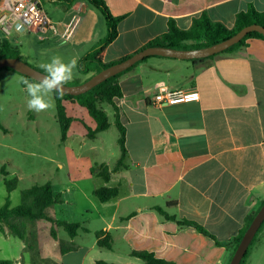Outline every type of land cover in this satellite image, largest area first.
Masks as SVG:
<instances>
[{"label": "crops", "instance_id": "0c3cea01", "mask_svg": "<svg viewBox=\"0 0 264 264\" xmlns=\"http://www.w3.org/2000/svg\"><path fill=\"white\" fill-rule=\"evenodd\" d=\"M62 1L65 0H41L55 28L41 40V63L53 55L79 61L106 36L105 18L97 8L86 0H75L71 5ZM104 1L115 17H122L117 38L104 54L105 64L133 55L165 34L170 20L188 30L195 19L206 14L212 21L233 29L237 14L250 5L264 12V0ZM4 3L0 0V10ZM91 76L76 68L72 81L81 84ZM22 79L14 70L1 69L0 89H16L27 96ZM119 84L123 96L115 98L113 105L126 128V166L111 172L108 182L93 175L91 168L104 164L112 171L120 158L119 133L118 149L111 155L104 137L113 126L117 129L114 106L108 104L110 113L105 109L110 127L90 139L87 127L94 129L96 122L89 114L91 119L77 116L82 109L78 103L64 102L73 121L61 144L77 159L83 151L91 158L82 169L60 165L62 177L51 184L54 194L63 201L49 212L56 220L78 223L81 228L73 239L59 228L57 240L42 244L41 257L58 264H142L132 252L147 251L177 264H229L233 256L230 250L178 221H194L217 240L228 241L240 233L264 201V40L249 39L246 46L203 62L152 57L123 74ZM177 90L198 91L200 99L155 104L156 95ZM3 127L4 132H10ZM20 152L27 155L22 149ZM3 166L8 175L1 173ZM3 166L0 207L8 195L5 179L18 178L17 166ZM18 181L17 188L9 194L12 208L27 189L20 186L19 178ZM101 186L117 187L118 197L100 202L94 191ZM157 207L176 220L165 218ZM0 225V261L30 264L26 241L11 234L4 223ZM99 232L103 238H110V249L98 245ZM61 242H72L75 249L63 254ZM263 254L261 232L246 264H261Z\"/></svg>", "mask_w": 264, "mask_h": 264}, {"label": "trees", "instance_id": "16d2710c", "mask_svg": "<svg viewBox=\"0 0 264 264\" xmlns=\"http://www.w3.org/2000/svg\"><path fill=\"white\" fill-rule=\"evenodd\" d=\"M74 1L75 0H65L62 2L66 5H71L74 3ZM86 1L88 2V4L97 8L102 13L105 18L107 28L106 36L100 41H98L91 49H89L78 61L77 68L80 73H92L94 75L100 72L101 70L110 67L111 65H114L129 58L132 55L124 57L111 64H105L103 62V57L108 46L117 38V25L122 19V17H115L110 12L104 0ZM252 24H257L264 27V12L258 11L253 5H250L245 11H241L237 14L235 27L233 29H228L225 25L220 22L212 21L206 14H203L200 18L195 19L192 23L191 28H189L188 30L180 29L173 20H170L168 23V31L165 34L147 43L139 51L147 47H167L176 50L200 49L221 42L231 37L244 27ZM253 38H259L264 40V37L260 33L250 32L242 40H240L238 43L231 46L222 53L233 52L241 47H244L247 45V41ZM215 56L216 55L202 60L188 61L194 63L203 62L205 60L212 59ZM152 57H147L143 59L133 67L127 69L126 71H123L122 73L110 77L109 79L103 81L102 83L96 85L94 88L81 95L72 96L64 94L61 97L54 93L53 95L56 101V116L61 131V142L66 141L69 128L73 121V119L69 117L66 113V108L64 106L65 101H72L78 103L80 106L84 107L87 110L88 114L96 122V127L94 129L87 127V137L90 139L95 138L98 133L106 131L110 127L107 112L104 109H101L99 105L101 103L113 105V100L115 98H121L123 96V93L119 84V78L123 74L132 70L141 62H144ZM2 58H17L23 60L21 52L18 50V48L13 47L10 42L6 39L0 40V59ZM40 71L43 72L42 69ZM21 76L23 79H28L32 82H36L28 76ZM67 85L70 84L68 83ZM114 108L116 111L115 125L119 132L118 145L121 153L120 158L117 162V165L114 169H112V171H110V169L104 164L96 165L91 168V173L97 177L102 178L105 182H108L110 180L111 172L117 171L120 167L126 166L124 163L127 157V149L125 145L126 128L120 121L118 110L115 106ZM0 128L4 129L1 123ZM1 173L4 175H8L4 166L1 169ZM18 182V178L5 179V186L8 195L6 196L5 204L0 207V224L4 223L9 228L11 234L26 241L27 251L30 253L31 256L30 264H58L50 259H45L41 257L42 244L51 239L57 240L59 228H63L69 235L70 239H73L76 236L79 228H81V225L78 223H67L63 221H58L50 214L49 209L55 204L61 203L63 201L60 195L54 194L51 182H47L44 184H36L31 186L30 188L23 190L21 192V204L17 207L12 208L10 204L9 194L17 188ZM94 194L100 202L105 203L116 199L119 195V190L117 187L101 186L95 189ZM263 204L264 201L260 203V205L253 212V214L248 218L245 226L240 231V233L236 237L228 241L217 240L202 225L194 221L184 219L178 221V223L181 226L194 227L199 233L213 239L217 246L224 247L230 250L233 255L242 237L247 231L249 225L251 224L252 220L254 219ZM156 210L160 214L165 216V218L176 220L174 216H169L163 209L157 207ZM36 225L38 226L35 227ZM263 230L264 222L256 233L246 252V255L244 256L240 264H246L251 249L255 241L257 240L259 234ZM102 234V232H99L97 234L98 245L100 247L110 249V238H103ZM74 249L75 245L72 242L60 243V251L63 254ZM132 255L140 258L143 261L142 264H177L173 261L158 258L155 256L154 253L147 251H133ZM0 264H12V262L0 261ZM97 264L107 263L98 262Z\"/></svg>", "mask_w": 264, "mask_h": 264}, {"label": "rangeland", "instance_id": "374dc122", "mask_svg": "<svg viewBox=\"0 0 264 264\" xmlns=\"http://www.w3.org/2000/svg\"><path fill=\"white\" fill-rule=\"evenodd\" d=\"M9 39L12 44L20 49L21 56L26 63L41 70L39 65L41 64V45L43 42L38 37L24 34L17 39L14 37ZM74 83L76 82L71 81L69 84L75 85ZM52 97L53 108L35 112L28 110L26 106L27 100L25 98H29L28 95L19 93L16 89L8 92L0 89V121L10 129V132L6 133L0 128V162H2L0 166L9 167L10 164L17 166L16 177L21 180L20 186L22 188L47 182L55 183L62 177L60 165H63L65 169L69 167L82 169L91 158L90 154L83 151L84 154L80 159H77L75 153L61 144V131L56 116V101L53 94ZM99 107L110 113L107 103H101ZM77 113L81 119L86 118V116L91 119L84 107L79 109ZM76 131L77 126H74L73 132ZM118 133V130L113 126L104 134L106 149L110 155L118 149L116 144ZM21 149L27 152V155H23L20 152ZM116 165L117 163H115ZM93 199L98 201L94 196ZM20 203L21 196H19L18 205ZM259 262L264 264V254Z\"/></svg>", "mask_w": 264, "mask_h": 264}, {"label": "water", "instance_id": "95a60500", "mask_svg": "<svg viewBox=\"0 0 264 264\" xmlns=\"http://www.w3.org/2000/svg\"><path fill=\"white\" fill-rule=\"evenodd\" d=\"M258 32L264 37V27L252 24L244 27L240 31L236 32L231 37L218 42L216 44L192 50H176L167 47H147L141 51L134 53L129 58L111 65L108 68L101 70L100 72L94 74L91 78L81 84L77 85H65L64 94L78 96L94 88L96 85L102 83L103 81L109 79L112 76H115L127 69L133 67L138 62L142 61L147 57H164L170 59H179V60H202L208 57L218 55L231 46L238 43L242 40L248 33ZM12 69L17 73L28 76L35 81H38L43 72L32 67L25 61L17 58H2L0 59V69ZM264 222V204L261 206L260 210L252 220L247 231L242 237L237 249L235 250L232 259L229 264H240L246 252L254 239L256 233L260 229L261 225Z\"/></svg>", "mask_w": 264, "mask_h": 264}, {"label": "built area", "instance_id": "2783aa9c", "mask_svg": "<svg viewBox=\"0 0 264 264\" xmlns=\"http://www.w3.org/2000/svg\"><path fill=\"white\" fill-rule=\"evenodd\" d=\"M55 28L47 17L41 0H5L0 10V36L3 39L20 34H33L44 40L48 31ZM198 91H166L155 96L158 106L178 102L199 101Z\"/></svg>", "mask_w": 264, "mask_h": 264}, {"label": "clouds", "instance_id": "9594fccd", "mask_svg": "<svg viewBox=\"0 0 264 264\" xmlns=\"http://www.w3.org/2000/svg\"><path fill=\"white\" fill-rule=\"evenodd\" d=\"M77 65L78 58L65 61L61 56L53 55L47 62L39 65L43 75L38 81L22 79L21 82L29 97L26 103L28 110L42 112L53 108L52 94L61 97L64 95L65 85L75 78Z\"/></svg>", "mask_w": 264, "mask_h": 264}]
</instances>
